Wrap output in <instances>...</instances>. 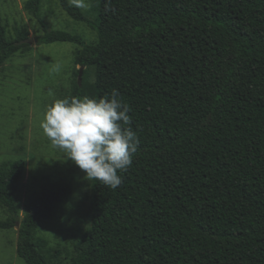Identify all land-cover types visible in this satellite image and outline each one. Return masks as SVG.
I'll return each instance as SVG.
<instances>
[{"label":"trees","instance_id":"16d2710c","mask_svg":"<svg viewBox=\"0 0 264 264\" xmlns=\"http://www.w3.org/2000/svg\"><path fill=\"white\" fill-rule=\"evenodd\" d=\"M56 1L96 35L87 45L48 31L41 1L25 3L38 46L81 48L82 83L62 99L117 90L139 139L118 188L90 178L89 224L68 264H264V0H93V20ZM28 45L23 33L9 40L0 17V68ZM24 170L0 163V229L18 228L25 264H62L36 235L71 189L47 185L19 219Z\"/></svg>","mask_w":264,"mask_h":264},{"label":"rangeland","instance_id":"374dc122","mask_svg":"<svg viewBox=\"0 0 264 264\" xmlns=\"http://www.w3.org/2000/svg\"><path fill=\"white\" fill-rule=\"evenodd\" d=\"M40 1L41 18L48 31L79 36L87 45L96 42L95 33L84 23L68 17L56 0ZM26 2L0 0V17L8 39H15L19 32L32 42L27 51H19L0 68V163L23 161L25 164L16 192L19 219L31 198L47 185L63 183L70 187L71 195L63 208L50 220L40 221L36 235L45 239L49 248L57 250L62 264H68L76 237L89 224L90 178L67 158L64 150L53 146L40 122L49 104L71 94L81 68L75 64L81 48L72 43L38 46L36 37L42 30L25 11ZM67 2L74 6L71 0ZM85 3L88 8H77L93 20V0ZM87 74L86 87L93 82L89 69ZM6 219L7 214L0 208V222ZM17 230V227L0 229V264H25L16 254Z\"/></svg>","mask_w":264,"mask_h":264},{"label":"clouds","instance_id":"9594fccd","mask_svg":"<svg viewBox=\"0 0 264 264\" xmlns=\"http://www.w3.org/2000/svg\"><path fill=\"white\" fill-rule=\"evenodd\" d=\"M71 3L89 7L85 0ZM118 97L119 92L113 90L110 97L99 100L87 96L55 99L40 122L53 146L64 150L87 177L112 189L121 185L118 173L131 167L139 144L130 126V109Z\"/></svg>","mask_w":264,"mask_h":264},{"label":"water","instance_id":"95a60500","mask_svg":"<svg viewBox=\"0 0 264 264\" xmlns=\"http://www.w3.org/2000/svg\"><path fill=\"white\" fill-rule=\"evenodd\" d=\"M27 43L30 45L32 42H31V40H27ZM83 70H84V67H81V68L79 69V74H78V84L81 83Z\"/></svg>","mask_w":264,"mask_h":264}]
</instances>
